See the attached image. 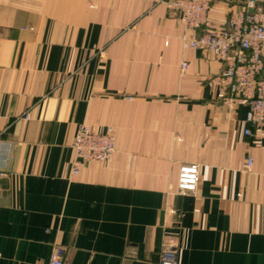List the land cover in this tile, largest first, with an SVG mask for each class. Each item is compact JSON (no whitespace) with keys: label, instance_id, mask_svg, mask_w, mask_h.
<instances>
[{"label":"crops","instance_id":"1","mask_svg":"<svg viewBox=\"0 0 264 264\" xmlns=\"http://www.w3.org/2000/svg\"><path fill=\"white\" fill-rule=\"evenodd\" d=\"M245 3L211 0V26ZM184 34L165 0H0V264H160L169 237L178 264H264V125L244 135ZM81 124L116 150L74 175Z\"/></svg>","mask_w":264,"mask_h":264},{"label":"built area","instance_id":"2","mask_svg":"<svg viewBox=\"0 0 264 264\" xmlns=\"http://www.w3.org/2000/svg\"><path fill=\"white\" fill-rule=\"evenodd\" d=\"M185 28L182 37L186 47L209 52L222 65L221 73L212 79L217 86V100L233 114L247 107L244 135L254 136L264 125V0H246L244 7L232 15L225 26H211V0H165ZM187 63H183L185 71ZM29 120L30 115H24ZM74 160L72 174H78L85 163H107L116 150L113 130L100 132L89 125L78 126L72 142ZM253 159H248V169ZM2 156L0 154V167ZM200 166L185 164L179 169L177 193L197 191ZM177 244L169 237L159 256L160 264H178ZM66 250L55 247L49 264H65Z\"/></svg>","mask_w":264,"mask_h":264}]
</instances>
